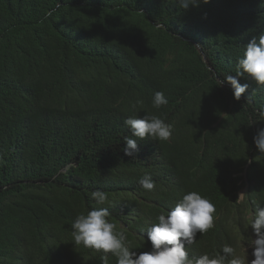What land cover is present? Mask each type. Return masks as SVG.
Masks as SVG:
<instances>
[{
    "label": "trees",
    "instance_id": "trees-1",
    "mask_svg": "<svg viewBox=\"0 0 264 264\" xmlns=\"http://www.w3.org/2000/svg\"><path fill=\"white\" fill-rule=\"evenodd\" d=\"M262 33L264 0L188 10L177 0H0V264H102L72 237L76 218L101 208L139 255L147 226L193 191L217 212L189 259L256 239L264 86L245 75L237 101L224 79ZM157 92L168 101L159 109ZM145 116L170 125L171 139L133 137L125 120ZM126 139H137L133 157ZM145 176L155 191L142 189Z\"/></svg>",
    "mask_w": 264,
    "mask_h": 264
},
{
    "label": "clouds",
    "instance_id": "clouds-1",
    "mask_svg": "<svg viewBox=\"0 0 264 264\" xmlns=\"http://www.w3.org/2000/svg\"><path fill=\"white\" fill-rule=\"evenodd\" d=\"M177 2L181 9L188 10L190 6L199 8L201 4L207 5L210 0ZM245 75L258 86H264V33L258 38H252L245 46L243 58L238 61L236 75H228L224 79V82L232 86L237 101L247 91V85L239 84V80ZM217 82L219 86H223L219 80ZM167 103L162 92L155 93L153 107L159 109ZM260 115L264 117V113ZM124 123L130 128L131 135L140 141L168 142L172 136V127L156 116L130 118ZM137 139L125 140V156L133 157L138 153ZM254 143L259 152L264 154V130H260L254 137ZM139 184L148 192L156 189L150 176L142 178ZM91 198L98 205L108 203V194L101 191L93 192ZM216 212L215 205L197 192L184 195L174 210L158 216L157 225L152 226L151 223L147 226V235L139 236L140 245H143L139 255L130 251L125 234L117 231L116 225L109 222L110 213L104 208L79 215L72 224V237L76 247L82 246L96 253H103L100 257L102 264H108L109 254L116 259L117 264H264V208H258L250 221L249 227L256 239L252 237L249 245L240 244L238 250L225 246L222 249L223 255H203L195 260L189 259L186 246L195 244L198 234L205 235L215 228Z\"/></svg>",
    "mask_w": 264,
    "mask_h": 264
},
{
    "label": "water",
    "instance_id": "water-1",
    "mask_svg": "<svg viewBox=\"0 0 264 264\" xmlns=\"http://www.w3.org/2000/svg\"><path fill=\"white\" fill-rule=\"evenodd\" d=\"M202 59H204V58H202ZM242 177H243V179L245 181V184H246L245 189H246L247 188V185H248V181H247V177H246L245 170L243 171Z\"/></svg>",
    "mask_w": 264,
    "mask_h": 264
},
{
    "label": "rangeland",
    "instance_id": "rangeland-1",
    "mask_svg": "<svg viewBox=\"0 0 264 264\" xmlns=\"http://www.w3.org/2000/svg\"><path fill=\"white\" fill-rule=\"evenodd\" d=\"M241 194H242V191L239 193V199L242 198V196H240ZM245 250H246V249H245ZM245 250H243V252H244Z\"/></svg>",
    "mask_w": 264,
    "mask_h": 264
}]
</instances>
